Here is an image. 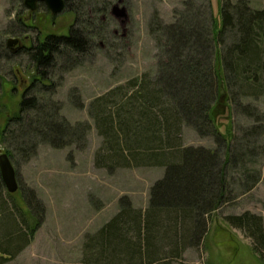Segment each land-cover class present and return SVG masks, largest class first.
Masks as SVG:
<instances>
[{
	"label": "rangeland",
	"instance_id": "rangeland-1",
	"mask_svg": "<svg viewBox=\"0 0 264 264\" xmlns=\"http://www.w3.org/2000/svg\"><path fill=\"white\" fill-rule=\"evenodd\" d=\"M22 1L0 0V78L3 81L0 86V128L17 110L21 95L34 74L25 53L13 52L12 48L6 47L7 41L18 39L23 47H30L37 35L42 39L48 34L66 33L73 20L66 11L51 15L43 4L30 13ZM90 1L98 9L103 3L108 7L106 37L103 41L95 39L86 46L79 63L70 71L54 70L52 84L47 88L49 92L42 99V104L58 121L71 126H88L84 147L79 148V142L70 144L66 136L67 147L55 149L40 143L36 153L25 159L20 156L19 148L10 144L11 139L0 144V154L5 149H12L11 163L19 185V190L8 197L0 179V211L3 206L6 213L15 210L14 204L24 207L22 193L27 196L29 192L34 193L45 209L42 224L30 238L28 246L6 264H86L83 261L85 245L105 223L123 209L130 211V215L147 211L150 188L162 179L165 168L145 165L146 162L155 156L156 159L175 162L171 155L184 148L216 149L220 150V160L223 157L224 149L214 138L199 135L185 123H181L176 135L169 134L171 147H167V142H163L165 148H155L151 144L149 151L142 149L144 145L137 148V143H133L128 153L115 130L119 122L127 121L125 108L135 93L133 87L152 86L155 82L157 56L161 53L151 31L156 25L172 24L184 12L187 2L193 13L198 11L195 18L200 17L206 25L209 24L207 0H122L121 5L126 7L128 14L124 26L110 15L111 6L118 0ZM218 1L209 0L212 16L217 20ZM222 1L235 3L237 0ZM247 2L252 10H264V0ZM18 17L32 20L35 28L20 30ZM230 38L229 33L225 34L223 44L229 45ZM261 50L264 60V42ZM131 81L135 82L132 86ZM261 84L257 94L252 96H241L235 84L228 85V94L234 101H231L229 120L220 122L227 124L231 119V153L242 151L244 158L226 166L228 186L224 200L207 217L208 232L203 242L182 245L177 256L170 252L173 244L158 246L152 257L155 262L153 260L151 264H264L258 249L253 248L252 238L224 221L228 215L248 212L261 218L264 230V82ZM159 104L166 106V99H161ZM217 106L219 112H228L227 106ZM244 106L255 116H247ZM131 107L132 112L136 111L134 117H138L140 105ZM255 130L257 133H250ZM104 131L106 136L101 134ZM107 140L113 148H107L110 145ZM124 150L126 153L122 152ZM244 169L257 176V182L250 190L241 184L245 179L242 175ZM133 264L149 262L145 258Z\"/></svg>",
	"mask_w": 264,
	"mask_h": 264
},
{
	"label": "trees",
	"instance_id": "trees-1",
	"mask_svg": "<svg viewBox=\"0 0 264 264\" xmlns=\"http://www.w3.org/2000/svg\"><path fill=\"white\" fill-rule=\"evenodd\" d=\"M207 2L209 24L200 17L195 18L198 11L193 13L187 2L184 12L178 14L172 24H159L151 31L161 53L157 56L155 82L152 86L133 87L135 93L125 108L127 121L119 122L115 130L128 153L133 143H137V148L144 145L142 149L149 151L151 144L155 148H165L163 142H167V147H171L169 134L176 135L181 123H185L199 135L214 138L224 149L222 160L220 150L184 148L171 155L175 162L156 159V156L146 162L145 165L165 168L162 179L150 188L147 211L130 215V211L123 209L105 223L85 245L83 261L86 264H133L145 258L151 264L158 246L173 244L170 252L177 256L182 245L203 242L208 232L207 217L224 200L228 186L226 166L244 158L242 151L231 153V119L227 124L220 121L229 120L231 101H234L228 94V85L235 84L241 96H252L264 82L261 50L264 10H252L247 0L235 3L219 0L217 20L212 16L209 0ZM63 11L71 14L73 19L66 33L48 34L42 39L37 35L33 45L23 49L34 74L21 95L17 110L0 128V144L11 139L10 144H15L25 159L36 153L40 143L63 149L69 142H79V148L86 142V124L71 126L58 121L42 104V99L49 92L47 88L52 84L54 70L70 71L79 63L86 46L95 39H105L108 7L103 3L98 9L90 0H64ZM17 20L22 31L35 28L32 20ZM228 33L231 42L224 45ZM129 84L132 86L135 82ZM164 98L167 105L161 106L159 103ZM131 105H140L138 117H134L136 111L132 112ZM217 105L227 106L228 112H219ZM244 109L247 116H255L249 108L244 106ZM254 132L257 130L250 131ZM101 134L107 135L105 131ZM66 136L69 142L65 141ZM107 148H113V145ZM122 152L126 153L125 150ZM4 153L11 161L12 149H5ZM148 157L151 159V155ZM242 175L245 176L241 183L244 189L253 188L257 176L247 169L242 170ZM6 195L11 197V194ZM22 200L24 207L14 204L15 210L6 213L3 206L0 211V264H6L23 251L42 224L45 209L34 193L29 192L27 196L22 193ZM224 221L245 231L254 242L253 248L264 258V230L260 217L245 212L228 215Z\"/></svg>",
	"mask_w": 264,
	"mask_h": 264
},
{
	"label": "water",
	"instance_id": "water-1",
	"mask_svg": "<svg viewBox=\"0 0 264 264\" xmlns=\"http://www.w3.org/2000/svg\"><path fill=\"white\" fill-rule=\"evenodd\" d=\"M22 4L30 13L37 10L38 4H43L53 16L59 15L64 10V0H23ZM121 4V0L114 3L110 9V15L118 19L121 26H124L128 21V14L126 7ZM7 42L15 44V40L12 39ZM0 179L9 194L17 192L16 172L6 153L0 154Z\"/></svg>",
	"mask_w": 264,
	"mask_h": 264
},
{
	"label": "flooded vegetation",
	"instance_id": "flooded-vegetation-1",
	"mask_svg": "<svg viewBox=\"0 0 264 264\" xmlns=\"http://www.w3.org/2000/svg\"><path fill=\"white\" fill-rule=\"evenodd\" d=\"M41 5V4H38V6ZM46 8V7H45ZM38 9V7H37ZM48 11V10H47ZM25 38V37H24ZM12 40H15V44H10V43H6V47L7 48H12V51L15 52V51H23L24 48L26 47H23L20 43V41L18 39H12Z\"/></svg>",
	"mask_w": 264,
	"mask_h": 264
}]
</instances>
